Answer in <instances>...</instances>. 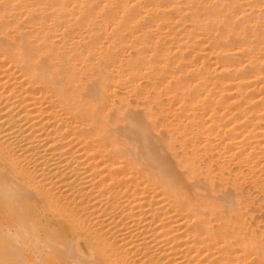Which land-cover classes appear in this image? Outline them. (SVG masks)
Masks as SVG:
<instances>
[{"label": "bare ground", "instance_id": "bare-ground-1", "mask_svg": "<svg viewBox=\"0 0 264 264\" xmlns=\"http://www.w3.org/2000/svg\"><path fill=\"white\" fill-rule=\"evenodd\" d=\"M247 211L264 0H0V264H264Z\"/></svg>", "mask_w": 264, "mask_h": 264}, {"label": "rangeland", "instance_id": "rangeland-1", "mask_svg": "<svg viewBox=\"0 0 264 264\" xmlns=\"http://www.w3.org/2000/svg\"><path fill=\"white\" fill-rule=\"evenodd\" d=\"M119 89H120V91L123 90L122 88H119ZM118 93H119V92H117V94H118ZM120 94H121V96H122V94H124V92L122 91ZM131 97H132V96H131ZM129 99L132 100V102H133L132 105H134L132 109H133V110H134V109H135V110H140V107H141V106H140L139 104H137V103H138V102H137L138 100L135 99V100H136V104L139 105L140 107L138 106L137 108H135L137 105L134 103V102H135V101H134V98H129ZM131 100H130V104H131ZM132 105H131V106L129 105V106L132 107ZM135 105H136V106H135ZM138 108H139V109H138ZM141 109H142V107H141ZM245 191H246V189H245ZM251 192H252V191H250V193H249V195L251 196V198H252V197L254 198V197L256 196L254 199H255V200H258V199H257L258 196L255 195L254 193H253V196H252V193H251ZM253 198H252V200L254 201ZM255 202H257V201H255ZM245 212H246V211H245ZM247 212H248V211H247ZM250 212H251V211H249V212H248V215H246V219L248 218V223H250V221H251L252 223L254 222V224H247V230H248V226H249V225H252V226H249V232H250V231H251V232L254 231L255 233L253 232V234H255V235L257 234V235H258L259 232L261 231L262 233L260 232V234L262 235V238H264V236H263V235H264V233H263V232H264V229L262 230V226H263V228H264V221H263V220H264V219H263L264 217H261V218H260V216H259V215L262 214V213L258 214L260 211H258L257 213H256V211H255V212L252 211V213H251L252 215H251V214H249ZM245 214H246V213H245ZM256 214H257V215H256ZM250 215H251V217H247V216H250ZM254 216H255V217H254ZM261 216H262V215H261ZM257 217H258V218H257ZM251 219H252V220H251ZM256 220H259V221H256ZM258 222H259V223H258ZM260 222H261V223H260ZM255 224H256V225H255ZM254 226H255V227H254ZM250 229H252V230H250ZM260 229H261V230H260ZM247 230H246V231H247ZM260 234H259V235H260ZM261 235H260V236H261Z\"/></svg>", "mask_w": 264, "mask_h": 264}]
</instances>
